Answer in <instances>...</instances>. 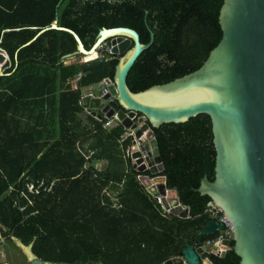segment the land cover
<instances>
[{"label": "trees", "instance_id": "1", "mask_svg": "<svg viewBox=\"0 0 264 264\" xmlns=\"http://www.w3.org/2000/svg\"><path fill=\"white\" fill-rule=\"evenodd\" d=\"M222 2L0 0V50L8 55L0 75L4 240L31 245L35 257L53 264H160L196 242L210 221L209 198L196 191L204 176L213 180L209 117L199 114L153 129L166 187L189 207L187 218L171 216L146 192L137 173L125 170L124 151L132 137L119 124L104 127L105 120L79 102L83 88L113 77L121 55L105 52L86 63H66L61 58L76 51V42L69 32L49 26L55 21L72 30L85 49L103 27L133 29L143 44L150 29L153 43L126 78L136 93L203 63L221 38ZM79 72L84 75L72 82ZM209 258L212 264L239 262L232 250Z\"/></svg>", "mask_w": 264, "mask_h": 264}, {"label": "water", "instance_id": "2", "mask_svg": "<svg viewBox=\"0 0 264 264\" xmlns=\"http://www.w3.org/2000/svg\"><path fill=\"white\" fill-rule=\"evenodd\" d=\"M218 24L221 38L196 70L136 93L130 91L126 78L139 55L153 43L150 29L149 40L143 44L133 29L103 27L91 47L85 49L72 30L58 27L55 21L49 28L69 32L76 42V51L62 60L97 54L107 40L109 53L121 55L113 77L103 79L108 92L102 98H88V108L97 119H102L103 114L113 115L131 133L135 139L133 149H138L133 156L147 152L153 157L156 166L139 176L138 181L146 192L161 197L171 216L187 218L189 207L179 202L176 190L168 189L165 177L158 174L163 171V163L153 129L163 124L185 123L199 114L209 117L215 151L213 180L204 176L196 191L208 196V207L219 209L232 227L218 256L224 257L232 250L239 258L237 264H264V0H223ZM131 43L133 47L129 49ZM7 59L8 55L0 50V64ZM170 89H198L208 97L164 105L142 99ZM164 100L175 101L170 96ZM221 225L208 221L195 243L202 242ZM195 243H186L176 255L160 264H212L208 253ZM27 256L30 264H53L35 257L31 246Z\"/></svg>", "mask_w": 264, "mask_h": 264}, {"label": "built area", "instance_id": "3", "mask_svg": "<svg viewBox=\"0 0 264 264\" xmlns=\"http://www.w3.org/2000/svg\"><path fill=\"white\" fill-rule=\"evenodd\" d=\"M104 45V44H103ZM102 45V46H103ZM99 49H101V47ZM100 51V50H99ZM88 62V60H86V58L84 60H82V63H86ZM84 75V73L79 72L75 75V77L72 79V82H74L75 80L80 79L82 76ZM73 87H75V84H73ZM108 92L106 85L104 84L103 81H101V87L99 89L98 94H93L92 92H88L86 95H83L79 102L82 103L83 105H86V111L88 113H91V109L88 108L87 106V98H93L95 96L102 98L103 95H105ZM102 119H104V123L103 126L106 128H111L115 125L120 124L116 118L114 116L111 117H106L105 115H103ZM102 119H98V120H102ZM128 135H131V133H127ZM135 139L131 138L130 140V144L128 146V148L124 151V157L126 160V171L129 172L130 170H134L137 174H136V178L137 180L139 179V176L141 175H146L148 174L147 172L150 170L151 167L156 166V163L153 160V157L149 154V153H145V154H140L138 157L133 156L135 154V152L138 149H133V141ZM143 166V169L140 170L139 167ZM129 170V171H128ZM160 175V173H158ZM29 190H32V185L28 186ZM155 200L156 202L159 204L162 212L170 214V209H167L163 206L162 202H161V197L160 196H154L152 194H150ZM208 214H209V218L210 220H214L216 222H220L221 228L217 229L213 234L214 237L206 239L205 241H203V243L201 244L200 247L203 248L204 251H206L208 253V255H219L221 253V247H222V242L229 238L231 235V225L229 223V221L227 220V218L222 214V212L219 209H208ZM213 245H215V248L213 249ZM2 257H4V255H2Z\"/></svg>", "mask_w": 264, "mask_h": 264}, {"label": "rangeland", "instance_id": "4", "mask_svg": "<svg viewBox=\"0 0 264 264\" xmlns=\"http://www.w3.org/2000/svg\"><path fill=\"white\" fill-rule=\"evenodd\" d=\"M100 50V51H99ZM97 50V57L96 58H100L102 56V53H108L110 51V44H104L101 49ZM101 53H99V52ZM86 57L83 56H78L72 59H64L63 61L66 63L72 62L74 60H79V62H82V60H84ZM89 59V58H88ZM8 60V59H7ZM6 66V64H0V71L3 72L4 71V67ZM101 87V84H96V85H92V88L89 90L90 92H92L93 94H98L99 89ZM83 90V89H82ZM88 90H83V95H86L88 92H86ZM86 92V93H85ZM88 106V104H87ZM92 113V111H91ZM2 242V246H0V252L4 253V255L6 256L5 258H2L0 256V262L4 263V264H30L29 261V256H27V249L30 248L31 245L29 246H22L20 244V242L16 239H12L10 242L7 240H4L1 237ZM26 247V248H25ZM1 255V253H0Z\"/></svg>", "mask_w": 264, "mask_h": 264}, {"label": "bare ground", "instance_id": "5", "mask_svg": "<svg viewBox=\"0 0 264 264\" xmlns=\"http://www.w3.org/2000/svg\"><path fill=\"white\" fill-rule=\"evenodd\" d=\"M96 54H90L87 57L91 58L93 56H95ZM96 58V57H95ZM94 58L91 59H87V60H92ZM171 97V100H175V101H165V98ZM208 97V95L201 90L195 89L193 91L191 90H181V89H170L167 92H162L158 95L152 96L151 98H145L143 97V100L149 101L153 104H159V105H164L165 104H171L173 102H194V101H198L201 99H204ZM179 98V100H177ZM170 99V98H169Z\"/></svg>", "mask_w": 264, "mask_h": 264}, {"label": "clouds", "instance_id": "6", "mask_svg": "<svg viewBox=\"0 0 264 264\" xmlns=\"http://www.w3.org/2000/svg\"><path fill=\"white\" fill-rule=\"evenodd\" d=\"M99 50V49H98ZM97 55V54H96ZM84 57V56H83ZM97 57V56H96ZM95 59V58H94ZM93 60V59H92ZM88 61H90V60H88ZM103 81V80H102ZM99 84H101V82L99 83ZM87 101H88V98H87ZM87 103V102H86ZM92 111V110H91ZM96 112H98V111H96ZM92 114V113H91ZM104 115V114H103ZM93 116H95V115H93ZM113 116V115H112ZM96 117V116H95ZM120 125V124H119ZM128 133V132H127ZM29 189V188H28ZM1 237H2V235H1V233H0V240H1ZM3 238V237H2ZM4 239V238H3ZM21 244V243H20ZM22 245V244H21ZM2 255H4V253H2L1 252V257H2ZM6 256L4 255V257H2V258H5ZM1 264H4V263H1Z\"/></svg>", "mask_w": 264, "mask_h": 264}, {"label": "crops", "instance_id": "7", "mask_svg": "<svg viewBox=\"0 0 264 264\" xmlns=\"http://www.w3.org/2000/svg\"><path fill=\"white\" fill-rule=\"evenodd\" d=\"M95 57H96V55H95V56H93V57H91V58H95ZM91 58H89V59H91ZM87 59H88V57L86 56V60H87ZM91 88H92V86H87V87L83 88V90H85V89H86V90H88V91H89ZM83 90H82V91H83ZM88 91H86V92H88ZM86 92H85V93H86ZM89 92H90V91H89ZM82 93H83V92H82ZM0 244H2V242H1V241H0ZM0 246H2V245H0ZM0 253H1V252H0Z\"/></svg>", "mask_w": 264, "mask_h": 264}, {"label": "flooded vegetation", "instance_id": "8", "mask_svg": "<svg viewBox=\"0 0 264 264\" xmlns=\"http://www.w3.org/2000/svg\"><path fill=\"white\" fill-rule=\"evenodd\" d=\"M160 175H161V173H160ZM178 196V195H177ZM227 239H229V238H227ZM203 243V241L202 242H200V243H195V245L194 246H201V244ZM190 244H192V243H190ZM213 247H215V245H213ZM210 256V255H209Z\"/></svg>", "mask_w": 264, "mask_h": 264}]
</instances>
